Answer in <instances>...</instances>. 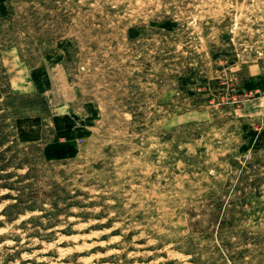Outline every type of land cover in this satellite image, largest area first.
Instances as JSON below:
<instances>
[{"label": "rangeland", "instance_id": "374dc122", "mask_svg": "<svg viewBox=\"0 0 264 264\" xmlns=\"http://www.w3.org/2000/svg\"><path fill=\"white\" fill-rule=\"evenodd\" d=\"M0 264H264V0H0Z\"/></svg>", "mask_w": 264, "mask_h": 264}]
</instances>
